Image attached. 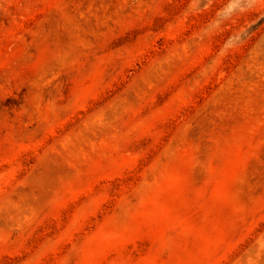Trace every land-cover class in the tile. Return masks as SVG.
<instances>
[{
  "label": "rangeland",
  "instance_id": "1",
  "mask_svg": "<svg viewBox=\"0 0 264 264\" xmlns=\"http://www.w3.org/2000/svg\"><path fill=\"white\" fill-rule=\"evenodd\" d=\"M0 264H264V0H0Z\"/></svg>",
  "mask_w": 264,
  "mask_h": 264
}]
</instances>
